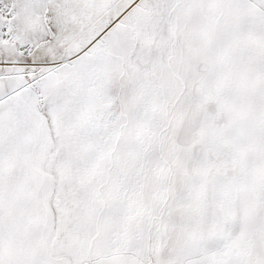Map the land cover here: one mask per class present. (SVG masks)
I'll return each instance as SVG.
<instances>
[{
    "label": "snow or ice",
    "instance_id": "obj_1",
    "mask_svg": "<svg viewBox=\"0 0 264 264\" xmlns=\"http://www.w3.org/2000/svg\"><path fill=\"white\" fill-rule=\"evenodd\" d=\"M0 264H264V0H0Z\"/></svg>",
    "mask_w": 264,
    "mask_h": 264
}]
</instances>
